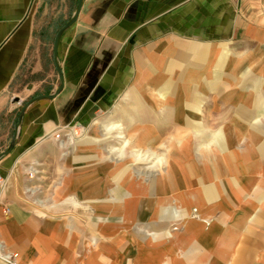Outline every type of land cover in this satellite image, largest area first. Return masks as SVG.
I'll return each mask as SVG.
<instances>
[{
	"label": "crops",
	"instance_id": "crops-1",
	"mask_svg": "<svg viewBox=\"0 0 264 264\" xmlns=\"http://www.w3.org/2000/svg\"><path fill=\"white\" fill-rule=\"evenodd\" d=\"M69 1L0 0V105L41 11L62 19ZM57 55L62 91L25 110L0 161V251L18 264H264V0H83ZM144 69L146 100L162 103L128 93L131 155L117 167L104 139L56 135L87 127ZM137 150L162 161L142 169Z\"/></svg>",
	"mask_w": 264,
	"mask_h": 264
},
{
	"label": "rangeland",
	"instance_id": "rangeland-1",
	"mask_svg": "<svg viewBox=\"0 0 264 264\" xmlns=\"http://www.w3.org/2000/svg\"><path fill=\"white\" fill-rule=\"evenodd\" d=\"M76 1L77 0L69 1L68 5H66L67 7L64 9L62 8V10H64L62 19H58L59 15L57 14V11L59 13L60 10L58 9L55 12L57 8L55 5L54 7H47L41 11L42 16L39 17V20L36 23L34 34L35 40L29 48L27 57L19 71V74L13 81L6 102L0 105V153L7 149L14 136L18 115L23 105L33 97L49 95L56 90L53 88V86H57L59 81L52 61V42L56 31L70 19L72 13L74 12ZM51 22L54 24L48 32L49 36L45 39L47 28H49L47 25H49ZM147 74L148 73H145V69L143 71H138L135 77L128 81L129 83H127L125 86H123L121 94L116 99H114L110 105H108L106 110L96 113L89 119L91 121L87 127L82 130L79 128L74 130L73 127H70L66 130H61L56 135L61 136L62 138L66 137L65 139L68 140V135L74 131V139L76 137L83 136L100 137L101 139H104L106 143L101 149V152L106 156L107 166L117 167L118 157L123 155L125 150L127 152V148H131V145L128 143L127 139H124L125 135L122 133V129L124 128L123 120L129 117H125V113H123L121 109L128 100L127 98L129 92L134 91L141 94H147V89H149L148 81L145 78ZM152 74V76H160L161 70L158 71L155 69ZM186 82L192 85L193 79ZM145 94L142 95L141 99L143 101L139 103V106L143 107L145 103H148L149 105H154V103L159 105L162 103V98H157L155 95L153 96L154 101L153 99H149V101H147L146 98L148 99V97ZM167 97L171 98V96ZM200 98L203 101L204 96H201ZM157 99L158 101H156ZM116 105L117 109L119 108V110H117V117H115L113 121L114 127L113 129L109 127L106 128L105 126L108 124H102L101 120L106 116L112 115L113 109ZM132 130V128H128L126 130L127 137H129ZM69 131L71 132L68 133ZM128 152L126 156L131 155V153ZM65 153H67V150ZM133 155H135L139 161L138 167H141L142 169L156 167L159 163H161L163 158L159 153L157 155L153 154L145 156V152L138 150L133 152Z\"/></svg>",
	"mask_w": 264,
	"mask_h": 264
},
{
	"label": "water",
	"instance_id": "water-1",
	"mask_svg": "<svg viewBox=\"0 0 264 264\" xmlns=\"http://www.w3.org/2000/svg\"><path fill=\"white\" fill-rule=\"evenodd\" d=\"M82 3H83V0H77L76 1L74 12L72 13L70 19L56 31V33L54 35V38H53V42H52V61H53L54 69H55V72H56V75H57L58 81H59L58 87L51 94H49V95H40V96L33 97V98L29 99L23 105V107L20 110V113L18 115L17 126L15 127L14 136H13L10 144L8 145L7 149L0 153V161L3 158H5L6 156H8L10 154V152L12 151V149L14 148V145H15L18 133H19V126L21 124L22 117H23V114H24L25 110L34 102L41 101V100H52V99H54L62 91V88H63V75H62V72H61V69H60L59 63H58V55H57L58 54V45H59V41H60V38L63 35V33L66 30H68L76 22V20L78 18V15L80 13L81 7H82Z\"/></svg>",
	"mask_w": 264,
	"mask_h": 264
},
{
	"label": "built area",
	"instance_id": "built-area-1",
	"mask_svg": "<svg viewBox=\"0 0 264 264\" xmlns=\"http://www.w3.org/2000/svg\"><path fill=\"white\" fill-rule=\"evenodd\" d=\"M0 262L2 264H18L17 254H4L0 251Z\"/></svg>",
	"mask_w": 264,
	"mask_h": 264
}]
</instances>
